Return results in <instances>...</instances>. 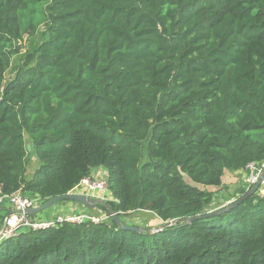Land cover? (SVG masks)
<instances>
[{"label": "trees", "instance_id": "16d2710c", "mask_svg": "<svg viewBox=\"0 0 264 264\" xmlns=\"http://www.w3.org/2000/svg\"><path fill=\"white\" fill-rule=\"evenodd\" d=\"M37 1L32 22L0 0V192L45 202L104 168L110 217L24 230L0 264H264V195L209 189L264 163V0ZM140 211L157 231L111 214Z\"/></svg>", "mask_w": 264, "mask_h": 264}, {"label": "built area", "instance_id": "2783aa9c", "mask_svg": "<svg viewBox=\"0 0 264 264\" xmlns=\"http://www.w3.org/2000/svg\"><path fill=\"white\" fill-rule=\"evenodd\" d=\"M263 170L264 163L258 164L256 162H251L246 166L244 181L247 189L254 187L259 182ZM108 187V180L106 178L86 176L82 179L75 191L71 192L84 193L83 191L85 190L90 194L95 192L107 193ZM81 188L82 191L77 190ZM258 192L264 195V178ZM43 203L44 201H42L40 197L26 195L21 189L6 195L0 192V207L7 210L0 228V243L8 238L17 236L24 230H40L64 222L82 223L90 220L94 223H99L110 217L109 213L103 215L85 210L73 212L70 209L66 213H57L54 218H37L42 212L36 214L28 213V209L38 207Z\"/></svg>", "mask_w": 264, "mask_h": 264}, {"label": "rangeland", "instance_id": "374dc122", "mask_svg": "<svg viewBox=\"0 0 264 264\" xmlns=\"http://www.w3.org/2000/svg\"><path fill=\"white\" fill-rule=\"evenodd\" d=\"M31 1L30 3V21L32 22H36V21H41L42 18H43V2L41 1H37L35 2V0H29ZM35 9V11L33 12V10ZM44 30V24H41L37 30V32L35 33V35L33 36L34 39H38L39 38V34L41 31ZM30 38H28V35H25V38H24V41L23 42H20L18 41V44H19V49L20 51H25L29 45V42H30ZM13 73V72H11ZM11 76V74H10ZM30 172V171H29ZM91 177H94V178H106L107 179V171L106 169L104 168H99V169H95L92 171V174L90 175ZM239 178L241 179L242 177L239 176ZM187 181L192 183V184H195L189 177H186ZM226 181H228V178H225ZM239 181V180H238ZM235 182L236 184L238 183L237 182V178H235ZM246 184V183H245ZM245 184H242L241 186H239L237 189H235L234 187L232 186H225L223 188H218V187H214V190L213 189H210V190H213V191H222V194H220L219 192L217 193V200L215 201V205L213 206V208H217V207H220V206H223V205H226V204H229L230 202L233 201V198L232 199H229L228 201H224L222 199V195L224 194H230L229 192L230 191H237L238 193H240V191L244 190L246 191L247 187ZM263 187V186H262ZM84 193L86 194H90L89 192L87 191H83ZM242 193V192H241ZM90 196H92L93 198H97L99 197L98 199L102 200V201H106V200H109L111 199L110 195L108 193H103V192H95L93 194H90ZM67 202V201H65ZM64 202V203H65ZM63 203L61 202H58L57 204H55L54 206L46 209V210H43L42 211V214L43 215H47L48 213H51L53 211L56 210V208L61 205ZM74 205H76L78 207V211H82V210H85V211H90V212H97L98 214H103L105 215V212L102 210V209H96L95 207H87L81 203H78V202H73ZM95 208V209H94ZM60 212H63V213H66L67 211H65V209H62V211ZM59 213V211L57 212ZM5 214V212H2V216ZM2 216H0V225L2 226V223H3V219H2ZM153 217V218H152ZM123 220L126 222V223H129V224H133V225H138L140 227H146V228H151L152 231H157V227L159 226V223L160 221L159 220H156L155 216L151 215V213L149 212H143V211H140V212H134V213H130L128 214L127 216H124L123 217Z\"/></svg>", "mask_w": 264, "mask_h": 264}, {"label": "water", "instance_id": "95a60500", "mask_svg": "<svg viewBox=\"0 0 264 264\" xmlns=\"http://www.w3.org/2000/svg\"><path fill=\"white\" fill-rule=\"evenodd\" d=\"M28 147L31 148V145L29 144ZM263 178H264V170H263V173H262V176H261L259 182L246 195H243L242 197H240V199H238V201H236L234 204H239L244 199H246L248 196L252 195L255 192H258ZM61 201L78 202V203H81V204H83V205H85L87 207H94L96 201L103 202L102 200H100L98 198H93L92 196H90V194L69 192L67 194L54 196V197L48 199L47 201H45L42 205H40L38 207H34V208L28 209V213L36 214V213L42 212L43 210H46V209L54 206L55 204H57L58 202H61ZM111 214L115 218L117 223L122 228L132 229V230H136V231H142V228L140 226L129 225L128 223L123 222L118 217V215L116 213L112 212ZM209 215H212V214H207L205 216H209ZM196 218L197 217H192V218H190V220H194ZM172 224H173V222H168V223H165L164 226H169V225H172Z\"/></svg>", "mask_w": 264, "mask_h": 264}, {"label": "crops", "instance_id": "0c3cea01", "mask_svg": "<svg viewBox=\"0 0 264 264\" xmlns=\"http://www.w3.org/2000/svg\"><path fill=\"white\" fill-rule=\"evenodd\" d=\"M239 176H241L240 173H233V172H230V171H226V173H225V175L223 177V186H222V188L225 187V186L227 187L229 185V186H232L235 189H237L242 184H245L244 178L243 179H240ZM225 178H228V181H226ZM235 178H237V182H238L237 184L235 182ZM209 188L214 190V187H209ZM2 209H4V208L3 207H0V214H2L1 213ZM62 209H65V211H68L69 209L71 211H73V212L74 211H78V207L76 205H74L72 201H68V202H65V203L59 205L56 208L55 211H53L51 213H48L46 216L43 215V214H40V215L37 216V218H41V217L54 218L57 215V212L58 211L59 212L62 211ZM5 215H6V213L2 216L3 219H4ZM0 228H1V225H0Z\"/></svg>", "mask_w": 264, "mask_h": 264}]
</instances>
